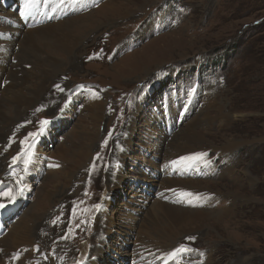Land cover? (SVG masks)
Returning <instances> with one entry per match:
<instances>
[{
    "label": "rangeland",
    "instance_id": "1",
    "mask_svg": "<svg viewBox=\"0 0 264 264\" xmlns=\"http://www.w3.org/2000/svg\"><path fill=\"white\" fill-rule=\"evenodd\" d=\"M21 2L0 0L20 85L3 91L0 75V191L16 193L0 241L25 239L35 264H136L143 251L157 264H264V0H49L28 27ZM44 119L26 176V157L12 158ZM181 141L210 163L160 180ZM189 190L206 193L205 216L175 233L159 205L183 207Z\"/></svg>",
    "mask_w": 264,
    "mask_h": 264
},
{
    "label": "bare ground",
    "instance_id": "2",
    "mask_svg": "<svg viewBox=\"0 0 264 264\" xmlns=\"http://www.w3.org/2000/svg\"><path fill=\"white\" fill-rule=\"evenodd\" d=\"M21 5L23 6V0L21 2ZM53 5H52V3H49L46 7H44L42 9L41 12H39V10L36 9L35 12L32 14L33 17L31 19L27 20L26 27L30 26L31 21L40 20L41 17L49 16V14H51V12H52V9L54 8ZM5 9H6V7H5ZM6 10H8V9H6ZM59 17L60 16L58 14L55 15V13H54L50 19H54V21H55L56 19H59ZM90 17L91 16H89L87 19H90ZM21 20H22V17L20 15L15 16L16 23L21 22ZM11 23H12V21L10 22L9 25H11ZM73 46L71 43H68V51ZM6 49H7V47L0 43V75L2 73H4V75H6L8 77V78H6V81H8V80L11 81V83H12L11 89L13 90V94L16 95L20 89V85H18L16 78L9 76L10 73L12 72L13 67H15L17 64V63L14 64L16 62V57L14 59H11V58H9L10 56L8 55L4 58V55H5L4 51ZM1 66H3V67H1ZM147 70H149V68L143 67L141 72H146ZM9 81H8V86L3 91H6L8 89V87H10ZM186 91H187V89H186ZM168 105H169V103H168V101H166V108H165L166 116L168 115V112L170 109V108L169 109L167 108ZM178 105L179 104L175 103V106H178ZM46 130H50V128H48ZM31 142H29V143H31ZM37 142H38V140H35V144ZM41 146H42V144H41ZM174 148L176 150V154L173 156V160H171L172 158L164 160L159 165V168L157 169L159 176H161L160 180L176 179L179 177L188 178V177H190L189 176L190 171H192L196 168H200L203 165L204 166L208 165V162H206V160H204L202 158L199 160H181L180 159L181 157H187V156L183 155L185 153L192 152V151H200V149H197V147L192 146L189 142L184 141L182 143H178V144L174 145ZM125 150H126L125 147H123L121 149L122 152H124ZM32 152H33V155L31 158V162L27 166L26 173H25L26 176L29 174L30 168L34 164V161H35L36 153L34 152L33 149H32ZM46 160H48V158H45V161ZM172 161H177V163L172 164L171 163ZM23 165L25 167L24 163H23ZM147 181H150V180H147ZM159 184H160V181H159ZM160 188H165V187L160 184ZM167 188H170V187H167ZM171 188H173V190H176V187H171ZM203 192H199L197 190L187 191L186 193H191L192 195L191 196H182L180 198L179 201L184 200L183 203L185 206H183V207H180L177 204H175L174 202H172L173 199H171V198L169 199L170 202H161L160 203L159 209L161 210L162 213H164V215L166 217V225H167L168 229H170L171 231H173L175 233H181V232L187 230V228H184V227H187V225L189 226L192 224H197L198 222H201L203 220V217L205 216L203 214V211H200L199 209L196 208L203 200L205 201L207 199V198H205L206 193L204 194ZM163 196H164V194L157 191L156 198L163 197ZM162 199L166 201L168 199V197L164 196ZM174 199H177V196H175ZM189 200H191V203L188 202ZM188 206L190 208H186ZM101 209H102V206L100 207V210ZM1 210L4 213V210L3 209H1ZM102 212L103 211H101V213ZM157 217H159V215H157ZM2 224H3V226H0V233H2L5 230V226H4L5 224H4L3 218H2ZM8 232H9V230L7 231V233ZM24 241H25V239H23L19 245H12L11 244L12 243L11 237H6L3 240H1L0 241L1 242V244H0V246H1L0 247V264H35L36 261L34 258V255H35L34 250L31 247H29L28 245L26 247H24ZM137 250H139V248H137ZM21 251L23 253L20 254L18 257H15V254L16 253L19 254ZM140 254H141V256H134L136 264H157L156 262H158L159 257L155 258L156 262L150 263L148 260H146L147 257L144 256L145 255L144 251L140 252ZM161 257H163V259H166V258L168 259V253H164L163 251H161Z\"/></svg>",
    "mask_w": 264,
    "mask_h": 264
},
{
    "label": "snow or ice",
    "instance_id": "3",
    "mask_svg": "<svg viewBox=\"0 0 264 264\" xmlns=\"http://www.w3.org/2000/svg\"><path fill=\"white\" fill-rule=\"evenodd\" d=\"M42 2L47 4V3H49V0H42ZM60 2L64 3L65 0H60ZM71 2L75 3V2H77V0H71ZM39 3H41V0H23V6L20 9V16L27 18L28 16L32 15L35 12V10L37 9V6ZM95 55H99V54H95ZM91 58L92 57H89V59H91ZM56 87L58 89H60V91H63V89L60 88L59 85H57ZM61 111H63V109H61ZM39 123H40V128H39L38 132L28 133V136H26L24 138V140L21 141V144L23 145L29 140V137L32 138V142L27 144V151H25V149L22 148L21 152L18 153L17 156H14L12 158L13 163H15L18 159L21 158L22 155L24 157H26L24 159L25 169H27L28 164L31 162V158L33 155L32 149L34 148L36 138L45 131L46 126L50 123V121L47 119H44V120H41ZM105 143H107V141H105ZM97 155H99V154H97ZM206 156H207V153L199 152V153H194L192 156H189V157H181L180 159L181 160H199V159L204 158ZM171 163L176 164L177 161H172ZM208 163H210V162H208ZM50 166L56 167L58 165H50ZM13 175H15V173H13ZM17 183H19V181H17ZM181 195L182 196H191L192 194L191 193H181ZM4 200H7L8 202H15L16 193H14L11 188L0 191V209H3L6 207V204L3 202ZM188 202L191 203V200H189ZM94 207L99 209L101 206L99 204H97ZM73 211L75 214V208ZM188 239H195V238L189 237ZM181 250H185V249H183V248L177 249L173 253H170L169 256L174 258L176 255V252L181 251Z\"/></svg>",
    "mask_w": 264,
    "mask_h": 264
}]
</instances>
